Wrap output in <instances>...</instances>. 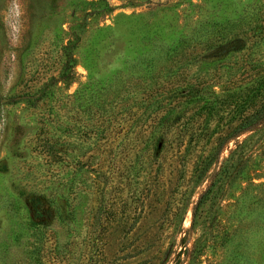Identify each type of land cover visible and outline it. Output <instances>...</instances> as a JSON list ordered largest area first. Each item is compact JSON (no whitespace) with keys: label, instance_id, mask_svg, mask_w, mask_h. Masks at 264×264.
<instances>
[{"label":"rangeland","instance_id":"obj_1","mask_svg":"<svg viewBox=\"0 0 264 264\" xmlns=\"http://www.w3.org/2000/svg\"><path fill=\"white\" fill-rule=\"evenodd\" d=\"M106 5L0 0V264H264V0Z\"/></svg>","mask_w":264,"mask_h":264},{"label":"trees","instance_id":"obj_2","mask_svg":"<svg viewBox=\"0 0 264 264\" xmlns=\"http://www.w3.org/2000/svg\"><path fill=\"white\" fill-rule=\"evenodd\" d=\"M103 2H104L103 9L104 10L108 9V6L106 5V0H103ZM63 78L68 79L69 78L68 74H64V76H62L60 79H63ZM189 90L191 91L193 90V88H189ZM261 107H262L261 110L258 111L257 114L259 115V117H264V104Z\"/></svg>","mask_w":264,"mask_h":264}]
</instances>
